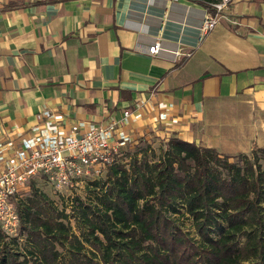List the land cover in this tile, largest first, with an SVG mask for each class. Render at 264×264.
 I'll use <instances>...</instances> for the list:
<instances>
[{"label": "crops", "instance_id": "1", "mask_svg": "<svg viewBox=\"0 0 264 264\" xmlns=\"http://www.w3.org/2000/svg\"><path fill=\"white\" fill-rule=\"evenodd\" d=\"M205 8L0 0V171L22 140L73 125L111 127L114 154L172 133L217 151L264 148V0H231L197 41ZM156 41L166 51L150 54Z\"/></svg>", "mask_w": 264, "mask_h": 264}, {"label": "trees", "instance_id": "2", "mask_svg": "<svg viewBox=\"0 0 264 264\" xmlns=\"http://www.w3.org/2000/svg\"><path fill=\"white\" fill-rule=\"evenodd\" d=\"M235 158L175 133L158 151L141 141L70 213L31 183L17 235L0 228V264H264V148ZM182 210L198 239L177 224ZM22 233L27 254L7 244Z\"/></svg>", "mask_w": 264, "mask_h": 264}, {"label": "built area", "instance_id": "3", "mask_svg": "<svg viewBox=\"0 0 264 264\" xmlns=\"http://www.w3.org/2000/svg\"><path fill=\"white\" fill-rule=\"evenodd\" d=\"M230 1L217 0L203 10L197 41L225 18ZM165 51L160 41L148 50L150 54ZM172 55L189 58L191 53L176 50ZM43 116L47 117V113ZM55 132L22 140L4 160L0 171V228L8 237L17 235L19 225L12 200L30 190L34 177L42 178L58 192L71 191L99 177L113 162L111 127L81 129L80 125H73L67 135Z\"/></svg>", "mask_w": 264, "mask_h": 264}, {"label": "rangeland", "instance_id": "4", "mask_svg": "<svg viewBox=\"0 0 264 264\" xmlns=\"http://www.w3.org/2000/svg\"><path fill=\"white\" fill-rule=\"evenodd\" d=\"M147 143H149V145L156 149V151H158L160 144L158 140H153V139H149L148 141H146ZM141 144V142L137 143V144H132V145H127L123 148L120 149V151H117L116 154H114V159H117V161L120 162H128L129 160V156L135 151V146H139ZM219 150L218 151L220 154L226 155L231 157V161L234 162L236 160V156L238 154H240L241 152H235L230 148V144L227 143H221L219 144ZM251 151L247 152V153H243V154H250ZM106 170V169H105ZM105 174L106 171H102V174L99 175V177H97L94 180H104L105 179ZM93 181V180H92ZM92 181H87L85 184H83V186L81 187H77L75 190H67L66 192L62 191V192H58L56 190H54L50 184H48L46 181H44L41 178V181H38V179H34L31 181V183L35 184V187L43 194H45L50 200L53 201L54 205L59 209H66L67 213H70V205H71V201L73 198H75L76 196H79L81 198L87 199V183L88 182H92ZM32 196V190L30 188V190L25 193L23 196L21 197H17L14 198L12 200L14 207L16 208V210L19 211L20 210L23 211L22 206L23 204L27 203L28 198H30ZM175 218L177 219V224L183 229L184 232H186L187 234H189V236L198 239V236L196 234V231L193 229L192 227V221L190 220V218L185 214L184 210L181 211V214L179 215H175ZM70 223L74 229L75 232L76 228H75V224L74 221L72 219H70ZM78 234V233H77ZM7 244L9 245V247L17 252V253H21V254H27L28 253V249H29V243L27 241V235L26 233H22L19 234L17 236V238H11V239H7Z\"/></svg>", "mask_w": 264, "mask_h": 264}]
</instances>
